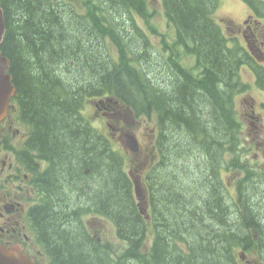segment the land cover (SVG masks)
<instances>
[{"label":"trees","instance_id":"trees-1","mask_svg":"<svg viewBox=\"0 0 264 264\" xmlns=\"http://www.w3.org/2000/svg\"><path fill=\"white\" fill-rule=\"evenodd\" d=\"M219 1L161 0L174 39L162 46L168 68L151 79L158 51L134 16L148 23V0H81V8L69 0H0V51L16 89L12 100L31 132L28 144L41 160H55L62 176L65 162L78 157L93 170L74 214L65 197L52 206L40 183L32 214L50 238L52 264H239V249L264 253L250 232L264 234L256 226L264 209L251 196L264 186L244 173L234 196L223 193L222 174L242 171L229 89L249 60L238 45L229 47L215 22ZM242 1L264 17V0L262 10L258 0ZM181 53L194 57V67L178 64ZM108 95L136 117L156 118L153 162L143 179L149 219L137 208L125 155L85 123L76 125L77 103ZM75 137L83 144L71 153ZM89 216L108 220L115 241L90 232Z\"/></svg>","mask_w":264,"mask_h":264},{"label":"flooded vegetation","instance_id":"flooded-vegetation-1","mask_svg":"<svg viewBox=\"0 0 264 264\" xmlns=\"http://www.w3.org/2000/svg\"><path fill=\"white\" fill-rule=\"evenodd\" d=\"M231 33L232 39L241 37L251 53L257 56L258 59H253V63H245L241 67L248 72L250 85L264 94V24L252 14H247L236 31L232 30ZM247 93L248 89L241 88L237 96L243 97ZM95 103L96 101L94 106ZM243 104L245 106L241 109H246V112L242 115V120L236 119L235 122L238 127L240 155L238 161L242 168L240 172L243 175L248 172L254 180L264 186V113H259V104L254 100L244 101ZM235 115L237 116L236 112ZM17 125L23 126L15 103L0 122V245L4 248L19 247L35 264H52L51 256L48 254L50 238L41 231L39 224H35L32 214L40 200V183L43 182L41 185L45 186V195L51 200V204L55 202L57 205L59 200L65 197L66 203L71 202V207L76 206L71 209L73 214L78 213L81 212V208L77 204L80 197L83 199L82 185L85 183L82 177L88 175L91 170L85 167L78 157L76 161H66L64 168H60L65 172L64 176L58 174L55 160H50L49 156L44 162L38 160L34 146L28 144V132L21 135ZM243 125L247 126L245 137L241 130ZM67 146L69 147L67 151L71 153L77 152L76 149L79 148L74 144ZM42 169L45 172L44 179ZM219 193L221 202L225 204L224 194L227 192L217 194ZM251 194L254 203L260 205L258 207L263 210L264 190L262 193L254 191ZM259 221L256 222V226L264 229V220ZM253 238L256 246H264V234L258 232ZM255 264L264 263L255 259Z\"/></svg>","mask_w":264,"mask_h":264},{"label":"rangeland","instance_id":"rangeland-1","mask_svg":"<svg viewBox=\"0 0 264 264\" xmlns=\"http://www.w3.org/2000/svg\"><path fill=\"white\" fill-rule=\"evenodd\" d=\"M69 1L73 2V4L78 7L83 6L81 0ZM256 2V7L262 10L261 2H263V0H258ZM80 11L83 12L84 10L81 9ZM249 11L250 10L248 9V7L241 0L219 1L218 8L214 14V20L220 25L221 31L227 38L228 44L231 47L235 45V42L231 40V37L233 35L231 31H236L237 26L241 24L242 20L249 13ZM149 13L150 17L148 18V23L139 15L135 14L134 16L136 18L137 25L139 26L140 30L143 31V35L146 36V41L149 44L153 45L159 52V56L158 52H155L154 55L151 54L153 60L156 61V66L158 64L156 71L154 73L152 72V69L148 71L150 78L156 79L158 73L163 75L164 69L168 68V66L165 64L166 59L163 58L167 56V54L164 52L162 46L172 44L174 39V33L172 28L167 23L164 10L162 8V5L160 4V0L149 1ZM150 28H153L155 31H151ZM238 40L240 42L237 43L243 45V42L240 39ZM169 58L174 61L172 57ZM179 59L185 67H192L194 64L193 57L189 56L188 54L185 55L181 53ZM248 78L249 74L244 68L238 69L234 73V80L232 81V84H237L239 86H248L247 94H245L243 97H241L240 95L235 96L233 100V109L237 114V116L235 115V119H237V121L242 120V115L246 112V109H241V107L245 106V104H243L244 101L250 102L251 100H254L257 104H259V113H264V94L260 93L259 91H256L255 87L250 85V80H248ZM202 93L204 94L205 98L211 100V90L208 87H206V90ZM99 100V98L96 100V97L93 96L86 97L83 100V104L77 103L80 109V117L77 118V122L81 121V123L76 125L80 126L85 123L93 132L106 137L115 149L119 150L123 155H125V172L135 175L137 177L139 176L140 180L144 179V176L151 170V164L153 162L151 154L153 147L155 146L156 139V118H148L146 116H141L138 118L135 117L133 119L130 113L125 108L121 107V105L115 103L114 97L109 95L108 97L102 98V102L106 103V110H97L94 107V102H98ZM69 119L70 120L68 122L72 124V122L74 121L73 116ZM17 127L19 128L21 135L23 132H28V127L26 125H17ZM241 130L243 137H245L247 133V126L243 125ZM126 134H132L135 136L139 143L138 152L134 153L128 149L126 145V138H124ZM79 138L77 139V137H75L73 139L74 145H78L81 141V144H83V140H80ZM248 157L250 158L251 154H249ZM226 160H228V158H226ZM141 163H143V167H145L143 171V167L137 169V166H139ZM237 170L238 169H231L229 173L224 175L223 177V187H226L228 192L232 196H234V185L236 184L235 179L241 178ZM92 171L93 170L89 172L88 170L87 172H89V176H84V178L82 177V179L84 180L90 178V175L93 174ZM86 187V184L82 185V192ZM85 220L87 229H89L90 232L93 233L97 231V233L94 234L101 235L104 239H107L109 242L115 241L113 226L109 223L108 220H105L103 218L97 219L91 216H89ZM245 254V264H255V259L259 261L254 251L246 252Z\"/></svg>","mask_w":264,"mask_h":264},{"label":"water","instance_id":"water-1","mask_svg":"<svg viewBox=\"0 0 264 264\" xmlns=\"http://www.w3.org/2000/svg\"><path fill=\"white\" fill-rule=\"evenodd\" d=\"M5 28L3 21V14L0 8V43L4 36ZM9 62L7 58L1 55L0 52V121H2L7 115L8 105L11 97L15 94V88L11 83V76L9 74ZM126 145L132 152L138 150V145L134 137H126ZM134 182V193L138 200L143 198V192L141 186L137 181ZM142 204H138L139 208H142ZM142 214H146V210L140 209ZM0 264H34L33 259L28 258L21 252V249L17 246H12L4 249L0 245Z\"/></svg>","mask_w":264,"mask_h":264}]
</instances>
